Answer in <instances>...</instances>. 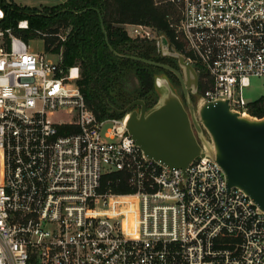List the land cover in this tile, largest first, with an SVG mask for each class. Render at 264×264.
Wrapping results in <instances>:
<instances>
[{"label": "built area", "instance_id": "built-area-1", "mask_svg": "<svg viewBox=\"0 0 264 264\" xmlns=\"http://www.w3.org/2000/svg\"><path fill=\"white\" fill-rule=\"evenodd\" d=\"M151 1L166 29L128 24L127 36L160 54L165 37L198 73L196 104L251 116L264 0ZM80 78L62 53L0 29V264H264V212L250 197L210 159L182 170L146 158L128 115L99 119ZM111 174L123 176L103 184Z\"/></svg>", "mask_w": 264, "mask_h": 264}, {"label": "trees", "instance_id": "trees-1", "mask_svg": "<svg viewBox=\"0 0 264 264\" xmlns=\"http://www.w3.org/2000/svg\"><path fill=\"white\" fill-rule=\"evenodd\" d=\"M0 9L3 12L0 29L11 30L12 34L25 41L35 39L39 34L43 37L46 51L62 53L66 68L75 65L80 68L79 86L87 104L99 119L122 118V115L112 112L113 109L136 99L143 100L148 109L154 107L159 99L155 88V77L159 74L167 75L173 83L179 82L169 71L126 58L138 57L179 70L177 61L163 57L157 46L131 40L117 27L122 23H134L166 29L165 10L155 7L151 0H66L61 5L45 7L42 12L37 8L19 7L8 0H0ZM20 21H27L28 29H19ZM62 27L71 28V32L64 35L66 38L59 37ZM131 77L136 87L127 91L124 83ZM202 90L204 88L200 83L199 91ZM249 111L253 117H264V95L250 103ZM122 176L107 175L103 184ZM114 192L130 193L124 187H114Z\"/></svg>", "mask_w": 264, "mask_h": 264}, {"label": "water", "instance_id": "water-1", "mask_svg": "<svg viewBox=\"0 0 264 264\" xmlns=\"http://www.w3.org/2000/svg\"><path fill=\"white\" fill-rule=\"evenodd\" d=\"M101 26L107 39L102 20ZM109 48L115 53L110 45ZM161 54L176 60L179 70L138 57L126 58L173 73L186 104L167 75L162 74L155 77L159 99L154 107L148 109L143 100H136L123 110L113 111L128 115L126 129L146 158L182 170L196 159H210L223 171L229 190H242L264 212V117L241 115L232 110L228 101L194 103L197 71L170 48L165 37Z\"/></svg>", "mask_w": 264, "mask_h": 264}, {"label": "rangeland", "instance_id": "rangeland-1", "mask_svg": "<svg viewBox=\"0 0 264 264\" xmlns=\"http://www.w3.org/2000/svg\"><path fill=\"white\" fill-rule=\"evenodd\" d=\"M65 1L66 0H8V2L14 3L15 5L19 7L37 8L40 12L45 11L44 10L45 7L51 8L54 6H58V5L63 4ZM0 15H1V12H0ZM24 22L26 21H20L18 24V28H19V25H21ZM128 24H134V23H122V24H118L117 27L125 31L126 29H128ZM69 32H71V28L66 29L62 27L60 31V34L62 35L59 34V37L66 38L67 36H64V35L66 34L68 35ZM41 38L43 37H41V35L38 34V36L35 39H29L28 41H26L28 45L30 46L31 52L42 53L46 51L45 43ZM54 60H56V58ZM159 75H162V74H159ZM80 80L81 78L77 81L78 86H79L78 82ZM135 87H136V82L133 77H131L129 80H127L124 83V89L127 91H132ZM263 95H264V79H259V80L253 79L251 88L246 92V95H245L246 99L251 101V103H253L254 101L259 99ZM194 99L195 100L193 101L194 103H196V96H194ZM54 119L55 120L65 119V116L58 114L54 117Z\"/></svg>", "mask_w": 264, "mask_h": 264}, {"label": "flooded vegetation", "instance_id": "flooded-vegetation-1", "mask_svg": "<svg viewBox=\"0 0 264 264\" xmlns=\"http://www.w3.org/2000/svg\"><path fill=\"white\" fill-rule=\"evenodd\" d=\"M176 62V61H175ZM177 64V63H176ZM168 77V76H167ZM169 78V77H168ZM178 79V78H177ZM179 81V80H178ZM171 84H172V86L174 87V89L176 90V92L180 95V97L184 100V102H185V98H184V95H183V91H182V88H181V84H180V82H178V83H173L172 81H171ZM199 86H200V81H199V76H198V91H199ZM137 100V99H136ZM136 100H134V101H136ZM193 100H195L194 99V97H193ZM133 102V101H132ZM132 102H130V103H132ZM129 103V104H130ZM129 104H127V105H125V106H122V107H119V108H115L116 110H123V109H125ZM185 104H186V102H185ZM115 109H113V110H115ZM112 112H114V111H112ZM114 113H116V112H114ZM123 116V115H122Z\"/></svg>", "mask_w": 264, "mask_h": 264}, {"label": "clouds", "instance_id": "clouds-1", "mask_svg": "<svg viewBox=\"0 0 264 264\" xmlns=\"http://www.w3.org/2000/svg\"><path fill=\"white\" fill-rule=\"evenodd\" d=\"M26 23V22H25Z\"/></svg>", "mask_w": 264, "mask_h": 264}]
</instances>
